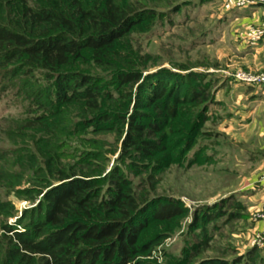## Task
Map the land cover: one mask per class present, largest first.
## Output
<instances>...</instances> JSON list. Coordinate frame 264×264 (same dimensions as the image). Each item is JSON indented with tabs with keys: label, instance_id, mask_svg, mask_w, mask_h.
<instances>
[{
	"label": "trees",
	"instance_id": "16d2710c",
	"mask_svg": "<svg viewBox=\"0 0 264 264\" xmlns=\"http://www.w3.org/2000/svg\"><path fill=\"white\" fill-rule=\"evenodd\" d=\"M145 2L0 0V78L21 77L29 99L28 114L7 130L23 152L0 151V185L35 202L11 222L18 205L0 194V264H259L205 255L208 223L226 213V199L195 208L199 230L183 254L154 256L190 211L156 194L159 171L184 164L194 148L205 152L199 138L219 102L205 74L156 66L135 47L133 35L164 15ZM100 132L115 141L87 136ZM10 158L20 170L7 167ZM26 174L31 183L21 187Z\"/></svg>",
	"mask_w": 264,
	"mask_h": 264
},
{
	"label": "rangeland",
	"instance_id": "374dc122",
	"mask_svg": "<svg viewBox=\"0 0 264 264\" xmlns=\"http://www.w3.org/2000/svg\"><path fill=\"white\" fill-rule=\"evenodd\" d=\"M145 3L164 15L152 20V30L150 28L149 31L133 35L135 47L139 48L140 53L153 55L156 66L179 70L175 67L187 65L189 70L205 74L206 78L203 79L205 82L211 80L210 90H216L219 102L212 105L209 111L212 117L204 124L203 130L209 132L208 135L199 138L201 145L208 146L205 152L198 155L194 148L184 164H172L159 171L156 194L181 199L190 211L182 227L159 246L154 256L163 261L165 252L174 256L183 254L187 242L196 240L194 233L190 232L199 230L197 226L193 227L195 208L215 203L222 208V200L226 199L223 209L226 213L208 223L212 239L205 255H225L230 259L250 256L252 260L264 264V239L259 243L254 242L264 227L255 228L256 221L261 220L256 215L262 211L250 207V190L244 188L256 169L257 157H253L257 144L255 124L233 111L239 109L238 103H234L233 109L220 105L233 101L234 96L229 94L230 87L234 88L236 98L241 95L244 103L249 102L247 93L264 88V85L239 82L233 76L242 70L264 72V66L260 64L264 63V53L260 50L264 37L256 41L248 38L250 29L263 24H243L240 18L246 8L228 9L224 0H147ZM177 6L180 7L175 9ZM37 78H34L35 88L43 84L42 79ZM20 80L21 77H16L8 81L10 87H7L8 82L0 78V151L16 152L15 155L23 152L24 143L8 136L7 130L15 127L28 114L29 104V99L17 88L22 84ZM87 136L107 142L115 141L112 133H88ZM26 145L30 146L28 139H25ZM72 145L73 149L84 148L75 142ZM62 149L71 150L66 146ZM118 155L119 152L112 155L109 168ZM5 164L11 170H20L13 158L6 160ZM31 180V175L26 174L21 187L29 186ZM0 194L3 199H13L18 205L19 216L11 218V222L21 216L22 209L35 205V202L18 198L5 183L0 185Z\"/></svg>",
	"mask_w": 264,
	"mask_h": 264
},
{
	"label": "crops",
	"instance_id": "0c3cea01",
	"mask_svg": "<svg viewBox=\"0 0 264 264\" xmlns=\"http://www.w3.org/2000/svg\"><path fill=\"white\" fill-rule=\"evenodd\" d=\"M246 9L243 10V15L241 16V22L243 24H258L262 22L264 23V6L260 5H251L244 7ZM245 12V13H244ZM264 53V38L263 45L260 49ZM259 51V52H261ZM262 67L264 66L263 62H260ZM264 68V67H263ZM230 95H233L236 98V93L234 94L233 89L230 87ZM249 102L244 103L241 100V95L239 94V98L236 99L232 97L233 101H228L221 103L220 105L230 106L232 109L234 107V103H238L239 109H233V111L239 114V117H244V119H248V122L255 124V138H256V146L255 153L252 152L253 157L256 158V169L255 172L251 175V177L247 180V185L244 187L247 190H250V194L248 196L249 202H251V208L259 209L260 211H264V88H256L255 91L249 92L246 94ZM255 95V96H254ZM258 95V96H257ZM252 97V98H251ZM219 100V99H218ZM252 161V157L250 158ZM264 225V220H258L255 223V228L262 227Z\"/></svg>",
	"mask_w": 264,
	"mask_h": 264
},
{
	"label": "built area",
	"instance_id": "2783aa9c",
	"mask_svg": "<svg viewBox=\"0 0 264 264\" xmlns=\"http://www.w3.org/2000/svg\"><path fill=\"white\" fill-rule=\"evenodd\" d=\"M226 8H244L251 5L264 6V0H224ZM264 37V23L262 26L250 29L248 38L252 41L259 40ZM239 82L251 85H264V72L253 73L248 71H239L233 75ZM264 179V178H263ZM257 219L264 220V211L257 213ZM255 238V243H259L264 239V227Z\"/></svg>",
	"mask_w": 264,
	"mask_h": 264
}]
</instances>
